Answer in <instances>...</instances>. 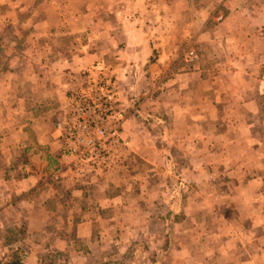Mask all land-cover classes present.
<instances>
[{
  "label": "crops",
  "instance_id": "obj_1",
  "mask_svg": "<svg viewBox=\"0 0 264 264\" xmlns=\"http://www.w3.org/2000/svg\"><path fill=\"white\" fill-rule=\"evenodd\" d=\"M97 87L130 160L55 182L69 95ZM160 235L168 264H264V0H0V264H164Z\"/></svg>",
  "mask_w": 264,
  "mask_h": 264
},
{
  "label": "built area",
  "instance_id": "obj_2",
  "mask_svg": "<svg viewBox=\"0 0 264 264\" xmlns=\"http://www.w3.org/2000/svg\"><path fill=\"white\" fill-rule=\"evenodd\" d=\"M190 56L195 58V53L191 51ZM100 89L93 88L88 94L73 92L63 126L67 138L64 155L86 158L88 165L92 159L96 164L118 159L114 146L125 149L127 145L120 137L127 114L109 103Z\"/></svg>",
  "mask_w": 264,
  "mask_h": 264
},
{
  "label": "rangeland",
  "instance_id": "obj_3",
  "mask_svg": "<svg viewBox=\"0 0 264 264\" xmlns=\"http://www.w3.org/2000/svg\"><path fill=\"white\" fill-rule=\"evenodd\" d=\"M197 1L200 2L201 0H197ZM201 47H203L202 44L198 45V50L196 51V53H200L199 48H201ZM204 47H205L206 50H208V48L206 46H204ZM107 86H104V88L108 89L109 86L108 87ZM92 90H93V88L91 89V91ZM77 91L81 92L80 90H77ZM91 91L82 92V93H87L88 94ZM73 92H76V91H73ZM73 92H71V94L69 95L68 100H70L71 95H72ZM122 108L125 109L126 107L122 106ZM129 110H126V112H128ZM58 139L60 141V146H61L60 153L64 154L65 147L67 146L66 145L67 138H66V132H65V129H64L63 126H61V138L59 137ZM114 147H115L114 152L116 154V157L118 156L119 159L121 160V162L118 163L117 165L119 166L121 163H123V165L127 164V162L130 160V153H127L124 148H120L118 146H114ZM64 159L67 160L65 163H67L68 165H66V166L67 167H71V169H72V172H69V173H71V175L65 174V170H64L65 163H63V161H62V165H60V162H59L58 165L53 170V173L51 175L52 179L50 178L51 180H53L55 182H61L62 180H64L66 178L65 176H70L72 179L76 180L77 178L88 177V176L94 174L95 172H97L100 169L104 170L106 173H109L110 170L114 168L113 165H111V167H110V165L106 161H104L103 163H102V161H100V163L96 164V159L90 160L91 165H88L87 163H84L86 158H77L76 156L65 155ZM53 205L59 206V204H55V203ZM66 221H68V220H66ZM74 221H76V220H72V219L69 220V222L72 224V226L68 230H70V237L73 240V246L75 248H78V247L82 246V242L83 241H82L81 237L78 236L77 233L73 234V231L75 230V228L73 227ZM54 225H51V227L56 229V226H54ZM153 228H155V227H153ZM20 230H24V232H26V229L24 228V226L21 227ZM25 235L23 236L24 239H25ZM160 236H159V241L161 240V242H162V240H164L165 238L163 239L162 238L163 236H161V238H160ZM20 237H21V239H23L21 234H20ZM151 237H152V239H155V237L152 235V236H149V241H150ZM157 239H158V236H157ZM99 240H100V238H98V241ZM163 243H164V249L165 248L166 249L161 253V255L162 254L164 255V258L162 260L165 261L164 264H168L167 262L170 261L169 257L172 258V256H170L171 253L177 248L176 247L177 241H175L174 244H172V242H171L169 244V246L167 245L168 244L167 241L164 240ZM83 246L88 247L89 243L87 244V243L83 242ZM93 247H94L95 250L97 249L96 245H94V244H93ZM137 247H138L137 249H139V251H137V253L134 256L129 254V253H127V252L123 253V251H120V254L112 253L109 256V258L107 259V258H105V257H107L106 255H103L102 253H100L98 251H95V253H94L95 255H85L84 256L85 258L83 256L82 257H83V260H86L88 262L89 261L90 262L91 261H98V262L101 263L102 261L107 259L106 261H108L109 263H114L115 260H116V261L124 262V263L128 262L126 264H130L129 262H130V260L133 257L135 258V260H137V262H139L140 259H143V254L145 252V250H144L145 246H144L143 243L138 242V246ZM54 249L55 250H50L46 255L42 256L43 258H45L46 264H73V262H76L77 256H76V254H73L74 252H76L75 250H70L68 252H61L57 248H54ZM91 252H93V251H91ZM112 260H114V261H112Z\"/></svg>",
  "mask_w": 264,
  "mask_h": 264
},
{
  "label": "trees",
  "instance_id": "obj_4",
  "mask_svg": "<svg viewBox=\"0 0 264 264\" xmlns=\"http://www.w3.org/2000/svg\"><path fill=\"white\" fill-rule=\"evenodd\" d=\"M15 264H19L18 262L17 263H15ZM104 264H109L107 261H105V263Z\"/></svg>",
  "mask_w": 264,
  "mask_h": 264
}]
</instances>
